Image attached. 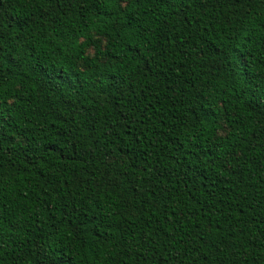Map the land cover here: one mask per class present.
Here are the masks:
<instances>
[{"label": "trees", "instance_id": "trees-1", "mask_svg": "<svg viewBox=\"0 0 264 264\" xmlns=\"http://www.w3.org/2000/svg\"><path fill=\"white\" fill-rule=\"evenodd\" d=\"M0 33V264H264V0H0Z\"/></svg>", "mask_w": 264, "mask_h": 264}, {"label": "snow or ice", "instance_id": "snow-or-ice-1", "mask_svg": "<svg viewBox=\"0 0 264 264\" xmlns=\"http://www.w3.org/2000/svg\"><path fill=\"white\" fill-rule=\"evenodd\" d=\"M49 2H51V0H49ZM129 0H119V3L121 4L122 7H127ZM135 3H140L141 0H134ZM2 33H0V39H2ZM114 214H115V210H114ZM87 250V249H85ZM163 264H167V261H163Z\"/></svg>", "mask_w": 264, "mask_h": 264}]
</instances>
